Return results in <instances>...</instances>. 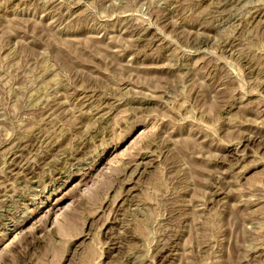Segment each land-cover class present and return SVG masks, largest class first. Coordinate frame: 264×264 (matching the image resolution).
<instances>
[{
  "label": "rangeland",
  "instance_id": "1",
  "mask_svg": "<svg viewBox=\"0 0 264 264\" xmlns=\"http://www.w3.org/2000/svg\"><path fill=\"white\" fill-rule=\"evenodd\" d=\"M0 264H264V0H0Z\"/></svg>",
  "mask_w": 264,
  "mask_h": 264
},
{
  "label": "bare ground",
  "instance_id": "2",
  "mask_svg": "<svg viewBox=\"0 0 264 264\" xmlns=\"http://www.w3.org/2000/svg\"><path fill=\"white\" fill-rule=\"evenodd\" d=\"M74 228H75V221L70 218V220H68L67 224L60 228V232L62 235H67L68 233L73 231Z\"/></svg>",
  "mask_w": 264,
  "mask_h": 264
}]
</instances>
